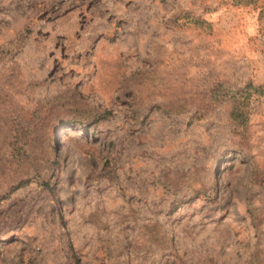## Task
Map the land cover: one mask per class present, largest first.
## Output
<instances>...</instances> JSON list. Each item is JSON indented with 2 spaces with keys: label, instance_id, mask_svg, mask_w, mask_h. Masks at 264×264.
Returning a JSON list of instances; mask_svg holds the SVG:
<instances>
[{
  "label": "rangeland",
  "instance_id": "obj_1",
  "mask_svg": "<svg viewBox=\"0 0 264 264\" xmlns=\"http://www.w3.org/2000/svg\"><path fill=\"white\" fill-rule=\"evenodd\" d=\"M248 84L264 0H0V264H264Z\"/></svg>",
  "mask_w": 264,
  "mask_h": 264
},
{
  "label": "trees",
  "instance_id": "obj_2",
  "mask_svg": "<svg viewBox=\"0 0 264 264\" xmlns=\"http://www.w3.org/2000/svg\"><path fill=\"white\" fill-rule=\"evenodd\" d=\"M263 93L264 92V86H256L254 84H248L247 93Z\"/></svg>",
  "mask_w": 264,
  "mask_h": 264
},
{
  "label": "crops",
  "instance_id": "obj_3",
  "mask_svg": "<svg viewBox=\"0 0 264 264\" xmlns=\"http://www.w3.org/2000/svg\"><path fill=\"white\" fill-rule=\"evenodd\" d=\"M261 84V83H260Z\"/></svg>",
  "mask_w": 264,
  "mask_h": 264
}]
</instances>
